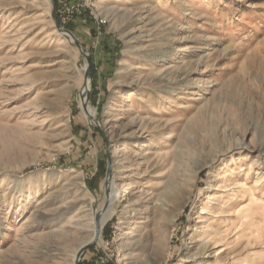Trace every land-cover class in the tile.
Here are the masks:
<instances>
[{
    "label": "rangeland",
    "instance_id": "1",
    "mask_svg": "<svg viewBox=\"0 0 264 264\" xmlns=\"http://www.w3.org/2000/svg\"><path fill=\"white\" fill-rule=\"evenodd\" d=\"M96 6L0 0V264H264V0Z\"/></svg>",
    "mask_w": 264,
    "mask_h": 264
},
{
    "label": "bare ground",
    "instance_id": "2",
    "mask_svg": "<svg viewBox=\"0 0 264 264\" xmlns=\"http://www.w3.org/2000/svg\"><path fill=\"white\" fill-rule=\"evenodd\" d=\"M121 1H126V0H121ZM115 2H118V0H115ZM109 11V10H108ZM183 41V40H182ZM126 100V96L125 94H120L119 97L117 98V100H115L112 105H116L118 102H122ZM86 111H88V108H85ZM90 112V118L91 120L94 119L95 113L94 111H89ZM162 154L164 153H160L159 159L160 160H164L165 156H162ZM168 154L165 152V155ZM174 159V158H173ZM159 160V161H160ZM224 176V175H223ZM114 176L111 177V179H109V183H108V198L107 200L104 202L105 204V209L101 210L98 212L97 216L95 217V221L92 222V225L90 227V242H92L93 240H99L100 237V232L101 229L103 227V225L112 218V216H114L116 214V212L114 211V204L118 198V191L115 189V184H114ZM130 187V186H129ZM235 187L237 188L238 191H240L242 193V196H244L245 192H247V189L245 188L244 184H242L241 182L238 183L237 185H235ZM171 186L167 185L164 189V192L162 193V195L159 194V196H162L163 198H166V196L168 195V193L171 191ZM129 195L128 192H126L124 195L119 196V203L121 202H125V200L127 199V196ZM209 198V197H208ZM216 207L217 208H221L222 204L220 203V201L216 200ZM216 208V209H217ZM206 209H208V211H211L213 209V207H211L210 205L207 207H202L201 212L205 211ZM215 209V211H216ZM212 212V211H211ZM227 212V211H226ZM118 213V212H117ZM215 213H219L221 215H223L224 217H229L228 215L224 214V212H215ZM215 215V214H214ZM215 217H220L219 215H215ZM229 221V224L233 225L232 222ZM170 225V224H169ZM203 226V225H202ZM210 227L209 225H206L203 229L206 231V233H204L205 238H208L209 240H211L214 244L219 243V236H220V231L219 229H215V228H208ZM125 229L127 228L126 226L124 227ZM207 229H209V231H207ZM182 264H207V262L205 260H203L202 258H194V259H190V260H184L182 261Z\"/></svg>",
    "mask_w": 264,
    "mask_h": 264
},
{
    "label": "built area",
    "instance_id": "3",
    "mask_svg": "<svg viewBox=\"0 0 264 264\" xmlns=\"http://www.w3.org/2000/svg\"><path fill=\"white\" fill-rule=\"evenodd\" d=\"M57 21L68 26L78 19L88 17L93 20L96 31L106 24V19L97 12L98 0H51Z\"/></svg>",
    "mask_w": 264,
    "mask_h": 264
},
{
    "label": "water",
    "instance_id": "4",
    "mask_svg": "<svg viewBox=\"0 0 264 264\" xmlns=\"http://www.w3.org/2000/svg\"><path fill=\"white\" fill-rule=\"evenodd\" d=\"M49 1L52 3L51 0H49ZM56 26L58 27V23H57ZM58 30H59V27H58ZM59 31L62 32L63 34L70 35V32H68V31H66V30H64V31L59 30ZM76 46L79 48V50H81L80 45H79L77 42H76ZM87 62H89L88 59H87ZM91 246H92V244H89V245H87L86 247H84V248L81 250V252L79 253V255H81L85 250L89 249Z\"/></svg>",
    "mask_w": 264,
    "mask_h": 264
}]
</instances>
